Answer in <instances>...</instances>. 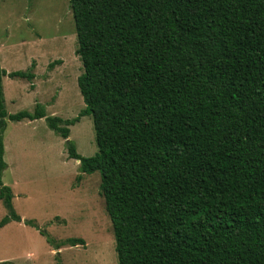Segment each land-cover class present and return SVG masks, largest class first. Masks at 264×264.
<instances>
[{"label": "trees", "instance_id": "16d2710c", "mask_svg": "<svg viewBox=\"0 0 264 264\" xmlns=\"http://www.w3.org/2000/svg\"><path fill=\"white\" fill-rule=\"evenodd\" d=\"M70 3L84 68L77 117L42 104L8 114L3 78L36 74L0 59V228L21 220L2 181L7 120L45 118L81 174L100 173L118 264H264V0ZM85 115L98 146L88 157L69 140Z\"/></svg>", "mask_w": 264, "mask_h": 264}, {"label": "rangeland", "instance_id": "374dc122", "mask_svg": "<svg viewBox=\"0 0 264 264\" xmlns=\"http://www.w3.org/2000/svg\"><path fill=\"white\" fill-rule=\"evenodd\" d=\"M77 48L70 0H0L1 65L8 73L36 74L32 81L3 78L8 114L34 112L42 104L48 116L77 117L86 107L78 86L84 68ZM69 128V140L79 154L98 152L91 115ZM67 140L45 118L7 120L8 167L2 181L12 190L13 208L21 220L0 228V264H118L101 175L81 174L79 161L68 156ZM8 214L0 200V222ZM69 238H82L85 245L57 249Z\"/></svg>", "mask_w": 264, "mask_h": 264}, {"label": "crops", "instance_id": "0c3cea01", "mask_svg": "<svg viewBox=\"0 0 264 264\" xmlns=\"http://www.w3.org/2000/svg\"><path fill=\"white\" fill-rule=\"evenodd\" d=\"M35 79V78H34Z\"/></svg>", "mask_w": 264, "mask_h": 264}]
</instances>
